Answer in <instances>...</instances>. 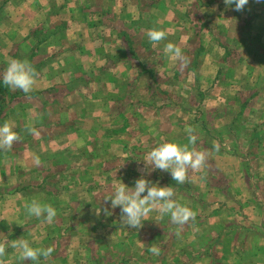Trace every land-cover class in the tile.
I'll return each mask as SVG.
<instances>
[{"label":"rangeland","instance_id":"1","mask_svg":"<svg viewBox=\"0 0 264 264\" xmlns=\"http://www.w3.org/2000/svg\"><path fill=\"white\" fill-rule=\"evenodd\" d=\"M8 1L0 0V24L5 27V32L10 30L6 39L0 41V75L10 58L26 60L36 70V82L29 93L0 85V124L8 122L20 136L10 150H0V243L7 246L5 255L0 256V264H88L81 243L87 241L86 244L94 248L98 241L110 239L112 242L115 236L123 243V249L118 251L124 261L130 257L124 254L127 253L124 245H128L131 237L141 245L139 258L148 254V259L154 257L158 260L162 254L168 257L179 253L177 246L169 250L171 241H166V227L171 228L172 235L173 227H196L195 224L201 223L198 218L190 219L187 225H176L154 209V214H149L141 228L129 229L120 222L119 206L111 208L103 195L117 186L119 180L133 186L136 178L145 175L142 159L159 143L188 144V128H192V134L197 137L196 143L189 148L208 150L204 166L197 170L189 169L183 184H176L169 172L159 169L147 174L146 179L158 182L160 186L170 185L174 191L173 198L190 209L201 207L204 214L208 208L217 212L213 215L211 228H229L227 238L220 243L221 236L226 234L223 233L216 241L214 252L218 264H223L233 253L234 243L242 244L239 255L245 258L246 264L263 261L264 250L258 246L259 242L251 236L245 240L244 236L248 234L245 233L246 228H258L264 224V96L259 99L257 95L247 100L248 91H251L250 81L242 76L240 70L234 69L229 71L231 76L219 78L224 82L222 91L226 100L217 101L214 106L199 101L200 82L202 75L203 80L206 76L205 71L198 70L203 49L198 37L202 32L210 31L211 25L214 34L224 35L221 19L229 18L236 10L225 7L208 10L204 9L206 2L195 3V0L172 10L176 25L181 20L180 26L189 27L193 37L187 47L181 48L188 60L187 66H179L181 70L176 73L177 68L175 71L167 69L180 60L164 56L162 48L160 52L151 48L155 42L149 41L144 31L147 30L146 22L150 20L145 11H142L143 23L132 19L116 22L100 2L98 5L94 0H73L70 8L63 10L55 5L56 8L42 11V16L47 18L44 23L29 29V34L34 36L24 42L13 36L14 32L17 37L19 23L17 18L13 20L14 14L8 18L12 12L6 6ZM262 2L264 4V0ZM252 9L251 14H255ZM158 14L164 17L166 13L158 11L157 17ZM112 17L114 20L109 22ZM106 18L108 25L98 23ZM49 19L52 22L45 29L43 24ZM202 25L206 27L201 31L199 27ZM261 27H252L249 37L250 45L255 44L258 49L262 46L259 39ZM99 34L122 37L127 46L137 44L134 45L135 50L129 49V54L126 53L127 48L123 47L121 52L120 46L116 45L118 53L122 54L114 61L118 74L108 71L100 75L99 59H89L83 51L75 58V66L71 67L70 59H65L62 51L51 49L75 43L80 45L82 41L84 46L90 37ZM240 42H227L224 38L217 43V50L220 55H226L227 49H233L236 55L237 48L231 47L240 48ZM166 65L171 66L165 68ZM255 69L251 81L262 72L258 66ZM130 79L132 88H129ZM242 83L249 90L234 87ZM207 91L209 97L211 89ZM119 97L123 99L122 103L117 101ZM137 97H149L152 101L144 100L142 105L131 103ZM213 142L219 144L218 152L212 150ZM36 156L40 158L39 165L34 163ZM226 167H231V170L227 171ZM225 175L232 177L234 186H225ZM253 196L255 200L251 199ZM206 197V201L201 200ZM33 198L57 210L53 222L27 213L25 203ZM229 207L233 209V215ZM106 211L109 214H105ZM147 227H154L159 233L151 235ZM233 228L240 233H232ZM19 238L27 240L34 248L53 247L54 260L41 257L38 261H20V250L10 246L14 239ZM152 238L154 240L150 244L164 243L168 245L164 246L166 250L159 254L145 251L148 250L146 242ZM70 243L75 244L71 249L68 248ZM252 245H256L255 250L249 249ZM111 248L114 255V247ZM99 251V257L107 252L105 248ZM253 252L251 260L250 253ZM73 255L77 262L71 261ZM67 258L71 263L66 261ZM117 259L121 257H114Z\"/></svg>","mask_w":264,"mask_h":264},{"label":"crops","instance_id":"2","mask_svg":"<svg viewBox=\"0 0 264 264\" xmlns=\"http://www.w3.org/2000/svg\"><path fill=\"white\" fill-rule=\"evenodd\" d=\"M89 1L91 2L92 0H89ZM94 1L98 5H99L98 2H100V4H102L104 8H106L105 10L108 11L107 13L113 15L116 22L117 21L121 22L122 20L132 19V20H138V21L140 20V22L143 23L142 11H145L147 14H149L150 20L146 22L145 26L147 27V30H144V31L148 32L149 29L155 28V29L163 30L166 32V37L164 40L153 43L154 46L151 48L156 49L155 50L156 52H160L159 51L160 48L164 49V46L167 42H172L181 48H185L188 46V44L191 41H193L192 30L187 26L185 28L180 26L182 24L181 20H180L179 25H176V22L174 21L175 15L174 13L172 14V10L176 8L185 7L184 4H187L189 0H94ZM73 2H74L73 0H9L6 6H8V8L12 10V12L9 13L8 18L11 19L13 17L12 14H14L13 20L17 18L18 23H19V28L17 30L18 32L17 37H15L16 34L13 32L14 38L18 39L19 41H24L28 39V37L30 38V36L33 37L34 35L32 33L29 34V29L36 27L39 23L41 24L44 23L45 18H47V17L42 16V11H48L51 8H56L54 7L55 5H58V8H61L64 10L67 7L70 8L71 7L70 5ZM194 2L195 3L206 2V5H204L205 7L204 9H208V10L221 9V7L232 8V10H235L233 5H226L224 0H195ZM251 9L255 10V14H251ZM257 9H260V12ZM83 10H86V8ZM13 11H16V12H13ZM158 11L165 12L166 13L165 16L162 17V16H159L158 14V17H157ZM113 17L109 20V22L111 20L112 21L114 20ZM82 18L84 19V16H82ZM221 21L223 23V28L225 32L224 35L219 36V35L214 34L213 33L214 30L212 29L213 26L211 25V30L210 31L208 30L209 31L208 34H207L208 31H206L205 33L202 32L201 35L198 37V40L200 41L203 47L202 60L200 62V67L198 68V70L200 72L205 71L204 75L206 76L203 80V75H202V80L200 82L199 88L201 91H200L199 101L202 100L201 101L202 103L206 104V102H208V104L214 106L215 104L216 105L218 104L217 101L226 100V97L224 96V93L222 91L224 82L220 80L221 79L220 77L222 75L226 77L228 74H230L231 76V72L229 71L234 70V69L240 70L242 72V76L247 81H250L251 91L248 89V87H245L243 83L235 84L234 87L241 88L244 90H249L248 91L249 95H248L247 100L257 95L260 96L259 99H261L262 95L264 96V92L262 94V90H264V81H263L264 80V4L262 0H249L248 4L244 6V9L241 12L236 11L235 14L229 16V18L222 17ZM51 22H52V19H49L48 21L45 22V24H43L45 29L48 26H50ZM102 22H104V24L106 25L109 24L107 18L104 21H98L99 24ZM256 25L262 26L260 28V37H259V39L262 40V46H259L260 49H258V47H256L255 44L250 45V40H249L250 39L249 37L251 34L250 31L252 30V27ZM205 27L206 26L202 25L199 27V29H201L202 31V29ZM192 29H193V26H192ZM4 30H5V27L0 24V41H4L6 39V35L9 34L10 32V30H8V33L7 31L5 32ZM237 30H239L238 33H236ZM234 31H235V34H231ZM240 31L242 33H239ZM104 35L105 34H102V35L99 34V35H94L90 37L89 40L84 43V46H82L84 42L82 41L80 45L75 43L72 45H68L66 47H64L65 45L61 47L56 46L51 49H57L58 51H62L63 57L67 60L70 59L69 61H70L71 67L75 66L74 65L75 58L78 55H80L81 51H83L84 52L83 54L85 53L88 54L89 59H91V57H93V59L95 57L99 59L98 60V66H99L98 70H99L100 75H103L104 73L107 74L108 71H109L108 73L110 74L112 73L118 74V71L116 70L114 63L116 62L117 59H119L122 56V54L118 53L116 45L120 46L121 52L124 51V48H127L126 53H128L129 49L135 50L136 47H134V45H137V44L131 43L130 45L128 44L129 46H127L125 44V39H123L122 37L110 36V35L104 36ZM224 38H226L227 42L228 41L231 42V40L232 41L235 40L236 42L241 41L240 43H238V45H240V48L238 46L231 47V48H237L238 52L236 53V55L232 51L233 49L232 50L227 49L226 55H220L219 50H217V43L224 40ZM139 40H142V39H139ZM77 42H80V41L78 40ZM164 56L168 57V55H164ZM221 56H223L222 59H221ZM163 60H165V58ZM252 60L253 62H251ZM67 66L68 67L66 68H69V65ZM170 66L166 65L165 68L167 67L169 68ZM179 66H180V61H178L177 64L174 63V65L170 67V69H167V70L169 71L172 68V70L175 71L177 68V71H175L177 73L178 70H181L180 68H178ZM256 66L262 68V72L256 75L254 81H251L253 74H255L254 71L256 70L255 69ZM135 67L137 68V66ZM137 69L139 70V68ZM132 85H133V81L132 79H130L129 88H132ZM226 85L230 86V84H226ZM209 88L211 89L210 96L212 98L210 96L208 97L207 95L208 93L207 90ZM253 94L254 96H251ZM208 99H210L211 101H206ZM122 100L123 99L121 97L117 98V101L119 103H122ZM144 100L148 102L152 101V99H150L149 97L148 98L147 97L146 98L137 97V98H134L133 102L131 103H137L139 105H142L143 102H145ZM104 101L107 102L109 100L104 99ZM241 105L243 104L241 103ZM247 105H249V103H247ZM69 132H71V130ZM168 136L169 135L167 134L165 135V137L167 138ZM229 169L231 170V167L230 168L226 167L227 171ZM226 180H227L226 181L227 183L225 184V186H228V185L234 186V181L231 176H227ZM244 184L246 183L244 182ZM184 197H186V199L188 198V196H185V195ZM210 198L212 197H209V199ZM207 199L208 198L206 197L205 199H201V200L206 201ZM251 199L255 200V197L253 196ZM229 209H230V213H232L233 215V212H234L232 211L233 209H231V207H229ZM191 210L195 212L194 219L198 218L199 221L201 222L199 225L195 224L196 227L193 228L192 225L186 224L187 226H185L183 229L182 228L176 229V227H173L172 235H171L170 227H166L167 229L164 228L165 233L167 234L166 235L167 243H168V239H170L171 241L169 250L171 248L174 249L175 246H177L178 248H180V252L177 254L173 253L169 255L168 257L167 255L165 256V254H162L160 255L158 260H154V257H150V259H148L147 258L148 254H147V257L139 258L138 255H139V250H140L141 245L133 237H131V241H128V245H124L126 248L125 250L127 252L124 254H128L130 257H128V259L125 258V261H124L122 254L118 251V249L119 250L123 249V243L119 239L117 240L115 236L114 241L112 242H110V239L106 242L104 240L98 241V243L95 244V247L93 246L94 248H92L91 245H87L86 244L87 241L81 243L84 254H86L84 255V257L87 262L89 261L88 264H127V263L129 264H218L217 259L215 258L216 254L214 252V249L216 248V241L219 235L223 233H226V234H223V236H221L220 243L222 242L223 239L225 240L227 238V231H229V228L220 227V229L218 228L217 230H214L213 228H211L213 227L212 224L214 223L213 217H215L213 215L217 214L215 210L211 211V208H208L206 210V214L202 213L201 207L199 209L192 207ZM102 213L103 212H101V214ZM153 214H154V211L152 212L151 216ZM149 216L150 215H148V217L146 218H149ZM262 222L264 223V217L262 219ZM113 224H117V223H113ZM147 229L149 233L151 232V235L157 232V230H154V227H147ZM242 230L244 231L245 228H243ZM246 230L247 232L245 233H248V234L244 233L245 240L246 238H249V236H251L253 240L255 241L257 240L259 242L257 244L259 247L262 246V251H263L264 250V224H262V227L253 228V229L249 227V228H246ZM231 231L232 233L233 231L234 233L239 232L238 230H235V229ZM158 233L159 231L157 232V234ZM160 234H163V232ZM118 235L119 236L121 235L120 232L118 233ZM186 236L188 237L186 238ZM176 239H178V241H176ZM202 239H204L205 241L200 242V240ZM153 240L154 238L147 241L146 242L147 245L145 246L148 248L150 246L156 247L160 250L159 251L160 253L161 251L166 250L164 246H168V245H165L164 243L163 245L162 244L161 245L150 244L149 242ZM100 242H102L101 245H98ZM74 246H75L74 243H70L68 245V248L71 249ZM254 246L256 245H252L251 247H249V249L255 250L256 247ZM111 247H114V255L112 254ZM102 248H105L107 252H105V254L102 253L103 255H100L99 257L98 254L99 252H101L99 251V249L102 250ZM242 248L243 247L241 243H234L233 250H232L233 253L230 254L228 257H226L223 264H246L247 261H245V258L240 257L239 255ZM109 249L111 250L110 253H109ZM90 250L93 251V253H89ZM145 251H148V250L146 249ZM250 254H251V260H253L252 257H254L255 252L250 253ZM117 256H120L121 259L114 260V257H117ZM231 256L232 258H230ZM52 257L53 256L50 257L51 261L54 260ZM170 257H172L173 259H170ZM71 258H72L71 261L73 262L78 261V259L74 255ZM57 259L58 258H56L55 261H57ZM68 260L69 259L67 258L66 261ZM150 260H152V262H150ZM71 261L69 260L70 263ZM86 261H84V263H86ZM168 261L169 263H167ZM55 264H59V263H55ZM258 264H264V260L263 261L258 260Z\"/></svg>","mask_w":264,"mask_h":264},{"label":"clouds","instance_id":"3","mask_svg":"<svg viewBox=\"0 0 264 264\" xmlns=\"http://www.w3.org/2000/svg\"><path fill=\"white\" fill-rule=\"evenodd\" d=\"M226 5H233L236 11H242L249 0H224ZM151 42L164 40L166 32L159 29H149L146 33ZM165 55L178 58L181 61L180 67H186L188 60L183 55L181 47L172 42H167L164 46ZM36 70L26 61L10 58L3 74L0 75V85H7L15 89H20L24 93H29L36 82ZM188 144L180 145L175 142L164 141L153 147L146 155L144 161L145 175L135 179L133 186H128L119 180L114 188H110L103 195L105 201L110 202L111 208L119 206L121 213L120 222L129 229H139L143 222L154 209H158L161 217L167 216L176 225H185L190 219L195 218V212L189 207L179 203L174 199L173 188L160 186L158 182L146 179V175L156 169L170 173L172 180L176 184H183L187 179L189 169H201L207 159L208 150L196 151L190 149L189 145H194L197 137L193 135V129L188 128ZM20 136L13 130V126L8 122L0 124V150H10L14 142H18ZM218 143L213 142L212 150L219 151ZM36 165L40 164L39 156L34 158ZM150 166V167H149ZM25 209L29 215L35 217L43 216L48 222H53L57 216V210L50 204L43 203L39 199L33 198L25 203ZM101 209L99 208V212ZM99 212L97 214H99ZM105 214H109L106 213ZM14 249H19L20 261H38L41 257L47 259L55 251L53 247L47 248L32 247L25 239H14L10 245ZM6 245L0 243V256L5 255ZM148 251L159 254V249L153 246Z\"/></svg>","mask_w":264,"mask_h":264}]
</instances>
